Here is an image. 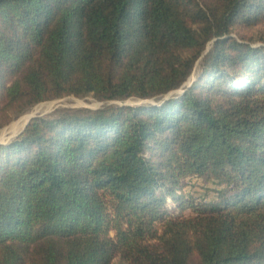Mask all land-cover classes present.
<instances>
[{
	"label": "trees",
	"instance_id": "obj_1",
	"mask_svg": "<svg viewBox=\"0 0 264 264\" xmlns=\"http://www.w3.org/2000/svg\"><path fill=\"white\" fill-rule=\"evenodd\" d=\"M260 24L264 0H0V128L158 101L0 143V264H264Z\"/></svg>",
	"mask_w": 264,
	"mask_h": 264
},
{
	"label": "rangeland",
	"instance_id": "obj_2",
	"mask_svg": "<svg viewBox=\"0 0 264 264\" xmlns=\"http://www.w3.org/2000/svg\"><path fill=\"white\" fill-rule=\"evenodd\" d=\"M242 34L245 35V37H248L251 39V43L254 46H259L264 44V24H260L256 27L249 28V29H244L242 31ZM210 45L208 44L207 48H209ZM200 69L196 66V68L193 70L192 75L190 78L186 81L185 85H189L200 73ZM181 88L176 89L174 91H171L167 94H165L162 98L166 99L169 97H172L178 93H181ZM158 102L156 99H134V98H129L123 101H98L94 99L91 95L84 96V97H75L73 95L70 96H65L61 97L58 99L50 100V101H44L41 103H38L34 105L33 107L29 108L27 111L17 115L8 125L0 128V142L3 144L9 143L12 139L15 138V136L20 132L22 129L23 125L19 124V119L21 118L22 115L24 114H34L36 116H42L46 115L52 110L58 108V107H89V108H98L101 107L102 105L105 104H130V105H138V104H149V103H156ZM45 104H51L50 107L45 109V106L42 107V105ZM42 104V105H41ZM41 106V109L36 112H32L36 106ZM45 109V110H44ZM19 124V125H18ZM186 189H191L195 195H199L203 193V186L202 183L199 182L198 180H192L190 182V185H187ZM211 194V193H209ZM168 203L172 205L170 202V198L167 199Z\"/></svg>",
	"mask_w": 264,
	"mask_h": 264
},
{
	"label": "bare ground",
	"instance_id": "obj_3",
	"mask_svg": "<svg viewBox=\"0 0 264 264\" xmlns=\"http://www.w3.org/2000/svg\"><path fill=\"white\" fill-rule=\"evenodd\" d=\"M50 105H51L50 103L49 104H45L44 103V105H42V107L45 106V109H47L48 107H50ZM40 109H41V106L40 105L39 106H36L32 112L39 111ZM41 111H42V109H41ZM29 115H31V113H29V114L27 113V114L22 115L21 118L19 119V124L24 125V123L26 122V120L29 117Z\"/></svg>",
	"mask_w": 264,
	"mask_h": 264
},
{
	"label": "water",
	"instance_id": "obj_4",
	"mask_svg": "<svg viewBox=\"0 0 264 264\" xmlns=\"http://www.w3.org/2000/svg\"><path fill=\"white\" fill-rule=\"evenodd\" d=\"M181 92H183V90H181ZM35 116H36V115H34V114L29 115V117L27 118L26 122L24 123L22 129H23L24 126L27 124V122H28L31 118L35 117ZM22 129H21V130H22ZM21 130H20V131H21ZM0 143H1V142H0Z\"/></svg>",
	"mask_w": 264,
	"mask_h": 264
}]
</instances>
